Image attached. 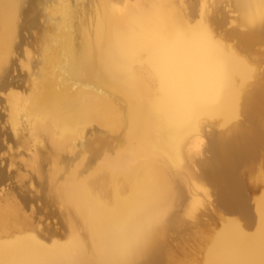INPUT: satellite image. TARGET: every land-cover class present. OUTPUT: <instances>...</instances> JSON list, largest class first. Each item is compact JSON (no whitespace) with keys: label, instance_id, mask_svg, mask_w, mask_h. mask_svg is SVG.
Listing matches in <instances>:
<instances>
[{"label":"bare ground","instance_id":"obj_1","mask_svg":"<svg viewBox=\"0 0 264 264\" xmlns=\"http://www.w3.org/2000/svg\"><path fill=\"white\" fill-rule=\"evenodd\" d=\"M0 99V261L264 260V0H0Z\"/></svg>","mask_w":264,"mask_h":264},{"label":"rangeland","instance_id":"obj_2","mask_svg":"<svg viewBox=\"0 0 264 264\" xmlns=\"http://www.w3.org/2000/svg\"><path fill=\"white\" fill-rule=\"evenodd\" d=\"M40 9V8H39ZM38 12H39V10H38ZM41 13H43V11H41V9H40V12H39V14H37L36 15V19H37V24H35V26L31 29V30H29L28 32H25V35L28 37V42H31L32 41V33L33 32H37V31H39V28L42 26V24L44 23V21H45V16L43 15V14H41ZM36 14V13H35ZM35 16V15H34ZM31 17V16H30ZM32 17H33V15H32ZM20 69V68H19ZM18 71H20V70H16V71H14L13 73H12V75H14L15 77V79H14V82H12V86L13 87H20L21 88V84H22V80H19L18 79ZM20 73H22L21 71H20ZM17 80H19V81H17ZM7 91V90H6ZM5 91V92H6ZM5 106H6V103L2 100V99H0V130H1V128H4V127H7L8 128V118H7V116H6V110H5ZM6 128V129H7ZM7 131V130H6ZM3 136H1V138H2ZM6 137V136H5ZM5 137H3L1 140H0V144L1 145H3V148L0 150L1 152H0V155H3V156H5V157H8V155H9V153L10 152H12V151H10L9 149H8V145L6 144V142H7V140H5L6 138ZM7 145V146H6ZM17 150H18V148H16ZM13 150V149H12ZM15 150V149H14ZM13 150V151H14ZM18 159V158H17ZM22 160H24V159H22ZM21 160V157H20V161H22ZM0 165L1 166H3V165H7V169H8V164L6 163V161H2V162H0ZM10 168L12 167V166H9ZM15 167H18L19 169H20V177H17L18 179H21L22 177H26V176H29V171H28V175H27V171H23L24 169H22L23 167H21V165H19V164H15L14 166H13V168H15ZM255 170V168H253V171ZM262 170H264V167H263V169ZM248 170L247 169H241V171L239 172V175H240V177L246 182V184H249L250 186H253V181H249V179H248ZM26 174V175H25ZM31 175V174H30ZM23 179V178H22ZM31 181H33V180H31ZM28 184H30V185H28ZM28 186H26L28 189H30V187L32 188V186L33 185H31V184H34V182L32 183V182H28ZM31 195V194H30ZM28 197V199L30 198V197H32V195L29 197V195L27 196ZM43 201H39V203H42ZM38 203V202H37ZM42 204H40L39 206H41ZM40 214H42V211L40 212ZM220 214H222V212L218 209H216V211L215 212H213L212 213V216L211 217H207V218H205V223H204V225L201 227L202 228V231L200 230V233L197 235V236H195L194 234H192V233H190V231L189 232H187V233H185L184 231H182V232H180V233H178V235H180V236H182V238L184 239V242L182 241L181 242V240H183L180 236H178L177 235V233L175 234V235H177L178 236V238L180 239V241H178V240H176V242H175V244H174V248L175 249H177L176 247H179V246H181V247H183V250L185 251V252H187L188 254H189V257H190V260H192V259H196V260H198L199 259V257H201V255H202V250H203V247H204V241L202 240L203 239V236H207L210 232H211V229L213 228V227H215L216 226V223H215V221L216 220H218V217H219V215ZM49 220V219H48ZM53 221H57L56 219H54ZM58 227H59V224L57 225ZM194 235V236H193ZM187 236L188 237V239H187V237H186V239L188 240H186L185 239V237ZM190 236V237H189ZM185 241H187V242H185ZM178 250V249H177ZM193 262L194 263H196L194 260H193Z\"/></svg>","mask_w":264,"mask_h":264},{"label":"snow or ice","instance_id":"obj_3","mask_svg":"<svg viewBox=\"0 0 264 264\" xmlns=\"http://www.w3.org/2000/svg\"><path fill=\"white\" fill-rule=\"evenodd\" d=\"M109 71L107 66H104L102 69H98L93 66L91 60L89 58H84L75 67L76 75H78L81 80H86L89 75H94L97 78H100L103 74ZM261 179L264 180V170H262ZM30 235L28 233L26 236ZM0 247H4V245H0ZM0 264H45V262L38 258H18L11 260H2ZM209 264H217L216 261H210ZM261 264H264V260L261 261Z\"/></svg>","mask_w":264,"mask_h":264}]
</instances>
